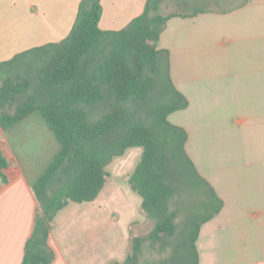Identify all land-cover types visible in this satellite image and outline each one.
Returning a JSON list of instances; mask_svg holds the SVG:
<instances>
[{"label":"crops","instance_id":"crops-1","mask_svg":"<svg viewBox=\"0 0 264 264\" xmlns=\"http://www.w3.org/2000/svg\"><path fill=\"white\" fill-rule=\"evenodd\" d=\"M80 1L20 0L23 26L11 19L10 27H0V62L60 41L43 39L62 27L70 32ZM146 2L101 0L99 26L126 27ZM196 5L204 10L167 21L157 47L169 50L171 78L189 100L169 120L187 130V153L224 202L200 228L199 264H264V0ZM0 147L9 160L6 179L0 178V264H21L39 211L33 185L61 144L37 111L8 129L0 124ZM142 154L143 148L127 149L112 172L114 158L95 200L70 201L57 213L52 264L124 262L131 237L151 231L142 232L150 219L129 182ZM112 201L119 208L109 210Z\"/></svg>","mask_w":264,"mask_h":264},{"label":"trees","instance_id":"trees-1","mask_svg":"<svg viewBox=\"0 0 264 264\" xmlns=\"http://www.w3.org/2000/svg\"><path fill=\"white\" fill-rule=\"evenodd\" d=\"M198 1L147 0L126 27L104 30L101 0H81L66 37L0 62L1 126L38 111L61 144L33 185L39 211L21 264H52L49 237L57 213L70 201L95 200L109 177L106 167L131 147H142L143 154L129 182L154 226L131 237L127 259L112 264H138L146 241L161 252L172 246L185 196L203 211L191 219L184 245L199 264L200 228L224 202L187 153V130L169 120L189 100L173 83L169 50L157 47L170 18L204 10ZM163 66L168 86L156 95ZM8 166L0 147V178L6 179Z\"/></svg>","mask_w":264,"mask_h":264},{"label":"rangeland","instance_id":"rangeland-1","mask_svg":"<svg viewBox=\"0 0 264 264\" xmlns=\"http://www.w3.org/2000/svg\"><path fill=\"white\" fill-rule=\"evenodd\" d=\"M22 10L23 8L21 6L20 0H0V27H10L11 19L13 21L14 27H22ZM68 32L69 31L67 27H62V29L58 33H56V35H51L53 34L52 32H50V34L46 33L47 38L43 40H61L68 34ZM164 70L165 69L163 66L154 89L156 95L160 94V92L165 90V88H167L168 86L164 77ZM194 143H196V141ZM139 148L142 149V147H135V149ZM117 157H115L116 160H114L113 164L110 166V170L112 172L116 170V162L121 158ZM109 204V210L113 208H119L118 202L116 201H112ZM202 214L203 211L199 208L198 201L196 199H188L185 196L183 201V212L177 220V222L179 223V229L177 234L172 238L173 245L168 246L165 251L161 252L155 248H151L149 242L146 241L143 245V251L140 255L138 264H196V258L193 255V250L189 246L184 245L188 241V229L191 223V219H193V217L195 216L198 218ZM94 215L98 216L96 210L94 212ZM153 226L154 220L150 219L148 226L143 229L142 232H147Z\"/></svg>","mask_w":264,"mask_h":264}]
</instances>
